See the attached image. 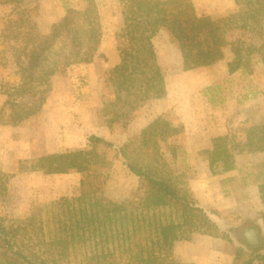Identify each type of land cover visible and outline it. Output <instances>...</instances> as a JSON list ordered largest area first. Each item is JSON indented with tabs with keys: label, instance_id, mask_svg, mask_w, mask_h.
I'll return each mask as SVG.
<instances>
[{
	"label": "trees",
	"instance_id": "16d2710c",
	"mask_svg": "<svg viewBox=\"0 0 264 264\" xmlns=\"http://www.w3.org/2000/svg\"><path fill=\"white\" fill-rule=\"evenodd\" d=\"M2 1L13 6L2 36L14 43L21 81L1 92L7 96L9 118L23 122L42 110L52 78L60 69L93 61L102 43L103 26L96 0H86L80 9L68 7L48 33L39 28L38 0ZM119 3L127 50L109 73L114 93L104 107L109 127L149 100L166 95L165 74L154 43L161 29L168 30L178 43L184 70L218 62L227 46L234 54L230 72L252 70L255 55L264 61V0H235L237 10L219 18L199 15L193 0ZM237 31L241 34L232 39ZM248 34L260 37V42L250 41ZM181 135L182 126L158 116L121 146L124 164L139 179L138 188L123 201L105 195L107 176L99 169L108 163L98 148L112 143L98 135L89 136L90 148L20 160L22 171H77L82 178L77 195L62 196L46 210L40 208L16 220L0 217V264H193L174 257L178 241L189 240L195 233L217 238L229 235L200 205L189 181L165 154L163 145L172 157L177 156ZM253 152L264 154V123L248 127L241 139L217 135L206 151L214 175H230L237 168L236 156ZM259 177L264 204V167ZM248 247V258L239 262L238 253L232 264H264V237Z\"/></svg>",
	"mask_w": 264,
	"mask_h": 264
},
{
	"label": "rangeland",
	"instance_id": "374dc122",
	"mask_svg": "<svg viewBox=\"0 0 264 264\" xmlns=\"http://www.w3.org/2000/svg\"><path fill=\"white\" fill-rule=\"evenodd\" d=\"M96 2L103 37L95 58L89 63H75L60 69L52 78V90L42 110L21 123L9 118V108L2 101H6L7 96L1 91L9 85H17L21 78L14 61V43L2 36L4 28L9 26L13 6L0 0V127L1 123H21L9 133L8 142L34 148L31 158H37L47 153L90 148L92 134L104 138L112 143L98 148L108 163L99 169L107 176L104 192L115 201H123L138 188L139 179L124 164L120 148L155 118L163 116L173 125L184 128L177 156L172 157L163 145L165 154L174 169L189 181L200 205L229 235L202 242L195 238L207 235L195 233L189 240L178 241V245L185 255L193 253L202 264H207L211 256L214 260L210 264H232L237 261L238 253L239 262L248 258V246L258 245L264 237V204L259 190L264 154H239L237 168L230 175H214L206 151L217 135L230 134L241 139L248 127L264 123L263 59L255 55L252 70L230 72L229 63L234 54L227 46L223 59L218 62L184 70L178 43L168 30L161 29L154 43L165 74L166 95L149 100L124 121L109 127L104 107L114 98L109 73L127 50L124 18L119 0ZM193 2L199 15L214 18L226 17L237 10L235 0ZM85 3L86 0H38L36 17L41 32H50L68 7L80 9ZM240 34L237 31L231 38ZM247 37L255 43L261 40L251 34ZM27 102L22 101V104ZM228 176H234L233 180ZM81 178L77 171L45 174L22 171L19 164L11 171L0 168V217L16 220L38 213L40 208L46 210L47 205L62 196L77 195ZM252 227L258 230L259 240L255 245L248 244L242 236L243 231Z\"/></svg>",
	"mask_w": 264,
	"mask_h": 264
},
{
	"label": "crops",
	"instance_id": "0c3cea01",
	"mask_svg": "<svg viewBox=\"0 0 264 264\" xmlns=\"http://www.w3.org/2000/svg\"><path fill=\"white\" fill-rule=\"evenodd\" d=\"M2 101H4V104L6 103L5 100H2ZM21 123H19V124L18 123L14 124V122L3 123V124L1 123V125H2L0 127V168L1 169L11 171V169H13V167L15 168L19 164V160L28 159V158L32 157L34 148L31 149V148H28V146L27 147L24 146V148H23L18 143L11 145L7 139L9 133H13L12 129L21 125ZM205 239H211L210 241H213V239H218V238H213V237L210 238V236H199L198 238H195V240H199L202 242H204L203 240H205ZM205 241H207V240H205ZM210 249H212V248L210 247ZM210 249H208V250L211 251ZM174 252H175L174 253L175 257L183 263H193V264H202L203 263L200 261V259L199 260L196 259V257L194 256L193 253L191 255L189 253H188V255H185L180 244L178 245V242L175 244ZM213 260L214 259L211 256V258H209V262H207V264H210L211 261H213Z\"/></svg>",
	"mask_w": 264,
	"mask_h": 264
},
{
	"label": "water",
	"instance_id": "95a60500",
	"mask_svg": "<svg viewBox=\"0 0 264 264\" xmlns=\"http://www.w3.org/2000/svg\"><path fill=\"white\" fill-rule=\"evenodd\" d=\"M258 230L256 228H247L246 231H243L242 236L247 240L248 244H257L258 243Z\"/></svg>",
	"mask_w": 264,
	"mask_h": 264
}]
</instances>
